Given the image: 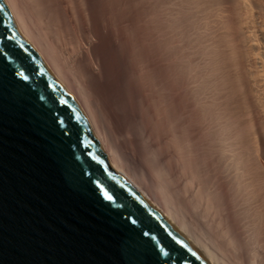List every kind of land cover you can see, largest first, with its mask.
I'll list each match as a JSON object with an SVG mask.
<instances>
[{
	"label": "bare ground",
	"instance_id": "1",
	"mask_svg": "<svg viewBox=\"0 0 264 264\" xmlns=\"http://www.w3.org/2000/svg\"><path fill=\"white\" fill-rule=\"evenodd\" d=\"M4 1L112 168L209 264H264V0Z\"/></svg>",
	"mask_w": 264,
	"mask_h": 264
},
{
	"label": "water",
	"instance_id": "2",
	"mask_svg": "<svg viewBox=\"0 0 264 264\" xmlns=\"http://www.w3.org/2000/svg\"><path fill=\"white\" fill-rule=\"evenodd\" d=\"M3 65L11 71L0 89V264H209L112 168L0 0Z\"/></svg>",
	"mask_w": 264,
	"mask_h": 264
},
{
	"label": "snow or ice",
	"instance_id": "3",
	"mask_svg": "<svg viewBox=\"0 0 264 264\" xmlns=\"http://www.w3.org/2000/svg\"><path fill=\"white\" fill-rule=\"evenodd\" d=\"M9 39H11V38H9ZM5 69H7L9 72L11 71V69L7 65L0 66V89L3 88V76H4ZM14 75L19 77L20 81H27L29 79V76L26 75L24 71H17L14 73ZM12 83L18 90L23 89L25 87V85L23 83H20L17 81H13ZM101 191L103 192V196L106 200L111 201L113 199V196L110 195L108 191H106L104 189H101ZM177 243H180V242L177 241ZM160 255L167 256V253L163 252V250L161 249Z\"/></svg>",
	"mask_w": 264,
	"mask_h": 264
}]
</instances>
